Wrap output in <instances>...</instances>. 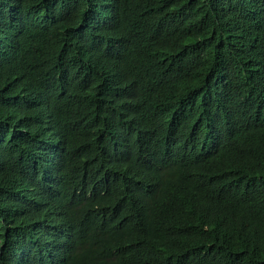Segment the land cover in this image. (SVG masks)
<instances>
[{
  "label": "trees",
  "instance_id": "16d2710c",
  "mask_svg": "<svg viewBox=\"0 0 264 264\" xmlns=\"http://www.w3.org/2000/svg\"><path fill=\"white\" fill-rule=\"evenodd\" d=\"M0 264H264V0H0Z\"/></svg>",
  "mask_w": 264,
  "mask_h": 264
}]
</instances>
